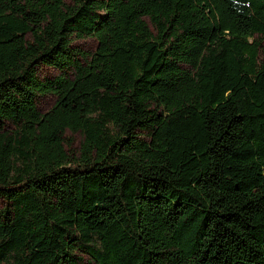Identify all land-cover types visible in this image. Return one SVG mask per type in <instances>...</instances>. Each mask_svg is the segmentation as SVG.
Segmentation results:
<instances>
[{
  "label": "trees",
  "instance_id": "1",
  "mask_svg": "<svg viewBox=\"0 0 264 264\" xmlns=\"http://www.w3.org/2000/svg\"><path fill=\"white\" fill-rule=\"evenodd\" d=\"M262 40L264 0H0V264H264Z\"/></svg>",
  "mask_w": 264,
  "mask_h": 264
},
{
  "label": "rangeland",
  "instance_id": "2",
  "mask_svg": "<svg viewBox=\"0 0 264 264\" xmlns=\"http://www.w3.org/2000/svg\"><path fill=\"white\" fill-rule=\"evenodd\" d=\"M255 40H260L259 36L254 37ZM264 41V40H262ZM72 46L87 53H92L97 46L96 41L91 37H86L82 39H74L72 41ZM60 72L52 67L49 66H39L37 69V75L40 79L44 78H54L58 76ZM55 102V97L52 95H44L39 96L36 99V105L39 111L46 112L50 109ZM66 138V150L68 155L70 156V160L74 161V158L77 157V153L79 150L80 142L82 137L79 134H71L67 132L65 134ZM78 257L81 258L82 264H87L89 262L88 257L82 253L78 254Z\"/></svg>",
  "mask_w": 264,
  "mask_h": 264
}]
</instances>
